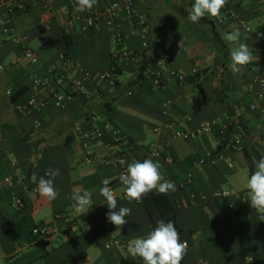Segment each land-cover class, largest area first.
Returning <instances> with one entry per match:
<instances>
[{"label":"crops","instance_id":"1","mask_svg":"<svg viewBox=\"0 0 264 264\" xmlns=\"http://www.w3.org/2000/svg\"><path fill=\"white\" fill-rule=\"evenodd\" d=\"M17 1L0 0V19H8L18 34V40L9 39L0 27V264H143L127 247L154 230L150 211L144 203L129 202L114 165L98 157L85 161L87 148L77 126L103 129V143H94L93 152L125 154L128 163L159 161L166 180L185 181L184 186L175 183L177 190L167 194L182 227L180 239L188 245L181 264H264V221L251 208L248 193L247 200L233 208L224 199L202 198L217 187L245 190L264 150L263 103L250 108L257 101L253 80L264 70V51H259L264 43L259 34L264 31V0H227L219 17L206 15L199 24L187 18L186 9L194 0H135L141 19L129 18L122 7L115 10L114 17L128 33L120 44L107 25V14L94 26L77 21L66 33L65 15L76 11V0H22L23 7ZM118 1L98 0L92 10H107ZM226 9L236 15L220 21ZM241 20L255 24L254 30L245 29ZM237 28L245 31L241 42L253 50L254 59L240 73H232L234 43L224 37ZM44 35H49L48 43L41 41ZM26 47L36 59L26 56ZM121 47L135 54L114 58ZM61 52L69 55L74 72L78 66L111 70L115 59L123 71L112 80L90 82L97 89L92 98L74 94L62 105L19 110L17 106L36 93L49 100V92L36 87L33 77L60 66ZM142 60L145 75L136 80ZM158 60L164 61L162 66ZM169 119L186 130L206 120L217 122L207 134L192 138L154 129ZM106 123L121 130L120 140ZM236 138L242 146L233 150L229 142ZM219 153L223 157L210 163ZM49 169L60 172L54 201L41 197L31 181L33 173L37 181L47 179ZM105 178L113 181L115 210H132L120 229L107 220L109 210L99 194ZM85 190L93 205L87 213H77L71 195ZM18 197L21 206L12 204ZM47 222L55 225L49 235L32 232ZM69 223L78 230L71 231ZM116 239L120 243H114Z\"/></svg>","mask_w":264,"mask_h":264},{"label":"built area","instance_id":"2","mask_svg":"<svg viewBox=\"0 0 264 264\" xmlns=\"http://www.w3.org/2000/svg\"><path fill=\"white\" fill-rule=\"evenodd\" d=\"M5 2L7 0H1ZM51 0H42L45 4H49ZM18 6L23 7L25 5L24 1L18 0ZM118 7H122L126 12L127 16L131 18L132 16H136L138 18H142V13L139 12L135 5V0H119L114 4V6L110 7L107 10H91V11H71L65 15V32L69 33L72 26L75 22L84 20L89 26H94L98 23L105 14L108 15L106 20L108 27L111 29L113 35L118 40V43H122L124 39L128 36V33L124 30L123 24L121 20H117L115 15V10ZM236 14L232 9L225 10V16L220 17L219 20L223 21L225 17L231 16L234 17ZM241 23L245 27V29H250V26L247 25L245 20H241ZM0 27L2 32L12 40H18V34L16 32L15 26L5 18L0 19ZM260 35H264V31H259ZM25 38V37H23ZM43 43H48L50 41L49 35H44L41 39ZM259 51H264V43L263 46L260 47ZM25 54L31 59H36L34 51L30 47L25 48ZM135 54L134 50L128 48H117L113 52L114 58H125L130 57ZM60 66H52L49 69V72L46 75H36L33 77V82L36 87L40 89H45L49 92L50 98L49 100L44 98H39L37 93L26 103L22 105H18L19 110H24L26 108H43L47 106L49 103H54L56 105H62L65 101L74 94L81 95L85 98H92L96 93L97 89L94 88L90 82H100L101 80L114 78V72L111 70H97L91 69L83 66H78L76 68V72L71 71L72 63L70 61V57L66 52L59 53ZM163 60H158V65H163ZM1 67V66H0ZM176 73L175 71H173ZM156 82L159 83V77H156ZM257 85L256 89V102H252L250 104V108L255 110L258 108V102L263 103L262 113L264 115V70L261 74L255 76L252 86ZM8 93H11V90H8ZM94 120H98L99 116L94 115ZM217 122L216 119L206 120L201 122L195 129L186 130L182 127L181 122L175 119L166 120L163 125L155 126V130L160 133L163 128L169 130L176 137H197L203 136L210 132L212 126ZM105 128H108L112 134L114 135L116 141L121 139V130L111 125L110 123L104 124ZM76 133L78 136L84 141V146L87 148V153L84 157L85 161L91 162L95 158H100L105 163H110L115 166L117 170V177L122 172H125L127 169L128 159L125 154L120 153H96L91 150V147L94 143L102 144L103 143V129L100 127H88L83 128L81 126L76 127ZM230 148L233 150L240 149L242 146V140L240 138L233 139L229 142ZM154 151L158 152L159 149L157 146L154 147ZM223 157V154L219 153L216 155H212L210 158V163H215L219 158ZM166 159L168 161H172L173 157L171 155H167ZM124 160V164H120L119 161ZM233 165V163H231ZM163 176V170L160 169ZM108 181V187H110L115 194V190L113 188V181L110 178H105L104 181ZM103 181V182H104ZM171 182L178 183L181 186L185 185V181L171 179ZM248 189L238 190L230 187H217L213 189L210 193H204L202 195L203 199L215 198V199H224L227 206L229 208H233L237 202L246 201ZM125 195V193H124ZM15 206H21L23 204V200L21 197H18L12 203ZM68 228L71 231H77L78 227L74 223H69ZM55 230V225L47 222L37 224L32 228V232L38 236L44 237L49 235L51 232ZM69 236L65 237L67 240ZM114 243H120L119 239L114 240Z\"/></svg>","mask_w":264,"mask_h":264},{"label":"clouds","instance_id":"3","mask_svg":"<svg viewBox=\"0 0 264 264\" xmlns=\"http://www.w3.org/2000/svg\"><path fill=\"white\" fill-rule=\"evenodd\" d=\"M226 3L227 0H194L191 7L186 9L187 18L199 24L206 15L219 17ZM97 4L98 0H76V11H91ZM224 39L236 45L230 53L229 67L232 73H240L244 67L253 62V50L246 43L241 42V33L238 29L226 34ZM179 47H182V42ZM119 163L124 164L125 161L120 160ZM161 168L160 162L152 159H144L142 162L133 160L127 164V169L120 174L119 180L124 186V193L129 202L142 203L143 197L153 190L163 195L177 190L174 182L164 178L160 171ZM59 174V169H49L46 171L48 178L41 177L37 181V175L33 173L31 181L37 184L36 192L48 201L56 200L59 190L54 186V181ZM103 184L104 186L99 189V194L105 199L109 210L106 214L107 220L120 229L128 222L126 217L131 214L132 210L122 206L116 211L118 207L116 195L107 186V180ZM247 189L251 208L256 210L260 221H264V150H261L260 158L255 162V171L247 179ZM71 200L74 201L72 207L77 213L85 214L93 205L91 193L87 190L82 194L79 191L73 192ZM187 248V242L181 241L180 233L174 223L159 220L146 238L131 241L127 252L133 257L142 258L143 264H181Z\"/></svg>","mask_w":264,"mask_h":264},{"label":"trees","instance_id":"4","mask_svg":"<svg viewBox=\"0 0 264 264\" xmlns=\"http://www.w3.org/2000/svg\"><path fill=\"white\" fill-rule=\"evenodd\" d=\"M123 64L119 60L115 59L113 62L112 71L114 74H120L123 71ZM146 62L142 60L140 66H138V71L136 75V80L141 79L145 74ZM251 171H253V166L250 158H248ZM142 203L146 204L148 207L154 226L156 227L157 221L163 220L164 222H173L178 231H181L182 227L178 223L177 214L175 208L169 199L168 195L159 194L155 190L143 197ZM186 264V263H184Z\"/></svg>","mask_w":264,"mask_h":264},{"label":"rangeland","instance_id":"5","mask_svg":"<svg viewBox=\"0 0 264 264\" xmlns=\"http://www.w3.org/2000/svg\"><path fill=\"white\" fill-rule=\"evenodd\" d=\"M249 25H250L251 29L254 30L255 24L251 23ZM237 29L240 31L241 35L244 34L245 31H243L241 28H237ZM234 47H236V45L233 44V46H231V48L233 49Z\"/></svg>","mask_w":264,"mask_h":264}]
</instances>
